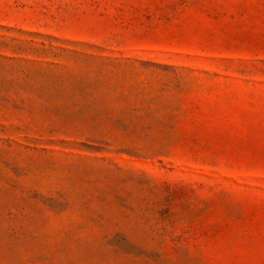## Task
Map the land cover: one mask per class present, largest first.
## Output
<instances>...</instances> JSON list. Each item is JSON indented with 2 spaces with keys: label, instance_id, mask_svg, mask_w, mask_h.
<instances>
[{
  "label": "rangeland",
  "instance_id": "rangeland-1",
  "mask_svg": "<svg viewBox=\"0 0 264 264\" xmlns=\"http://www.w3.org/2000/svg\"><path fill=\"white\" fill-rule=\"evenodd\" d=\"M0 264H264V0H0Z\"/></svg>",
  "mask_w": 264,
  "mask_h": 264
}]
</instances>
